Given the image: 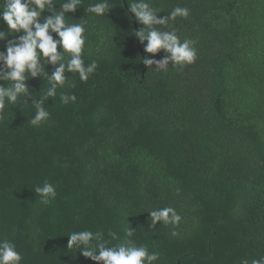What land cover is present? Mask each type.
Returning <instances> with one entry per match:
<instances>
[{"label":"trees","instance_id":"1","mask_svg":"<svg viewBox=\"0 0 264 264\" xmlns=\"http://www.w3.org/2000/svg\"><path fill=\"white\" fill-rule=\"evenodd\" d=\"M53 2L59 10L64 0ZM96 2L66 14L86 26L83 59L97 64L88 81L66 70V83L45 98L47 80L30 77L29 95L0 121V240L16 246L21 264H97L68 249V236L91 231L115 245L128 228L159 254L157 264L264 256V0H150L158 18L189 10L158 27L195 41L197 59L183 68L169 61L166 71L142 63L170 53L145 52L128 0H109L103 17L86 11ZM0 32L5 55L24 35L2 19ZM58 67L47 64L45 74ZM39 100L50 115L32 125ZM45 182L57 193L48 204L35 192ZM164 207L178 225L152 224L148 212Z\"/></svg>","mask_w":264,"mask_h":264},{"label":"clouds","instance_id":"2","mask_svg":"<svg viewBox=\"0 0 264 264\" xmlns=\"http://www.w3.org/2000/svg\"><path fill=\"white\" fill-rule=\"evenodd\" d=\"M82 0H64L57 5L53 0H0V19L8 26L11 32L24 35L19 37V43L10 41L6 55L0 53V62H3L6 69L0 75L4 85L0 86V121L5 119L9 106L20 103L22 97L29 95V89L25 83L30 77H37L38 74L47 80L45 98H52L57 95V90L66 83L64 73L71 71L78 74L82 82H87L89 77L97 68L95 62L86 65L83 59L86 44L85 23H67L66 14L75 12L81 8ZM128 5L130 12L134 15L139 24L144 28L135 35L141 43L147 41L145 52L156 54L161 49L170 53V57L163 61L156 62L153 59L143 58L142 63L151 66L157 63L156 70H167L166 65L172 62V67L183 68L193 64L197 59L195 41L184 39L181 41L175 30L161 31L158 26H168L169 21L177 17L187 18V8L176 7L164 18H158V9L151 5L150 0H131ZM112 8L109 0H100L92 3L86 11L98 17H103ZM45 10L51 11V15L42 16ZM42 21V22H41ZM51 33L57 34L58 40H54ZM5 39V33L0 32V40ZM58 46L62 52H58ZM59 63L56 71L48 76L45 74L47 64ZM63 103L75 102L76 96L61 94ZM44 100L34 101L36 114L31 120L32 125H39L49 118L50 113L41 107ZM28 103L27 101L24 104ZM35 192L40 195L41 202L50 203L57 195L55 187L45 182L42 187H37ZM150 213L151 222H163L165 225H178L181 217L174 208L164 207ZM125 239L115 245H109L105 239L102 240L99 233L91 231L73 232L68 236V249L79 251L84 257L91 259L97 264H157L160 256L157 252H149L147 245L135 244L131 237L134 230L125 229ZM175 235V233H173ZM112 239H119L111 234ZM98 253V254H97ZM21 254L16 246L8 240H0V264H21ZM240 264H249V261L242 259ZM251 264H264V256L259 259H252Z\"/></svg>","mask_w":264,"mask_h":264},{"label":"water","instance_id":"3","mask_svg":"<svg viewBox=\"0 0 264 264\" xmlns=\"http://www.w3.org/2000/svg\"><path fill=\"white\" fill-rule=\"evenodd\" d=\"M123 2H124V0H123ZM125 7H126V9L128 10V12L130 13V15L132 16V18H133V20H134V24H135V26H136V22H135V18H134V16H133V14L130 12V10L127 8L126 5H125ZM136 31H137V28H136Z\"/></svg>","mask_w":264,"mask_h":264}]
</instances>
